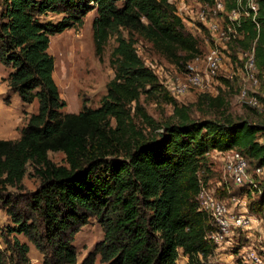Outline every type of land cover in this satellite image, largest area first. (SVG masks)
I'll return each mask as SVG.
<instances>
[{
    "label": "trees",
    "instance_id": "obj_1",
    "mask_svg": "<svg viewBox=\"0 0 264 264\" xmlns=\"http://www.w3.org/2000/svg\"><path fill=\"white\" fill-rule=\"evenodd\" d=\"M225 3L229 11L236 0ZM257 3L256 14L241 16L236 42L244 50L255 46L264 72V0ZM91 10L97 55L116 40L114 77L99 107L63 113L51 38L82 24ZM138 38L179 66L200 53L171 0H3L0 63L11 68L5 101L13 94L27 104L37 99L38 110L18 139L0 138V207L12 222L0 232V264H31L20 235L43 264H96L97 256L102 264H178L181 254L187 264H205L214 251L206 238L211 217L197 199L200 178L207 183L210 177L207 153L235 148L253 166H264V125L230 116L194 119L192 104H179L145 64ZM151 94L173 105L172 118L160 123L147 113L141 97ZM202 97L224 105L222 96ZM50 152H62L66 163L53 162ZM29 166L40 179L32 191L23 183ZM245 193H256L255 203L264 206V191ZM93 217L104 236L78 263L74 236Z\"/></svg>",
    "mask_w": 264,
    "mask_h": 264
},
{
    "label": "rangeland",
    "instance_id": "obj_2",
    "mask_svg": "<svg viewBox=\"0 0 264 264\" xmlns=\"http://www.w3.org/2000/svg\"><path fill=\"white\" fill-rule=\"evenodd\" d=\"M177 8L178 14L182 17L186 30L198 38L200 53L202 56L207 53L210 47L218 46L222 49L221 66L217 74L206 79V85L202 88L189 89L184 94L174 96L167 88L166 81L179 83L185 81L186 65L179 66L154 50L151 43L141 38L137 39L136 48L139 55L158 76L160 83L179 104H192L191 116L194 119H221L222 116H230L234 120L247 119L252 123L264 125V107L252 106L242 97V90H247L249 97L258 96L264 99V72H258L259 82L254 84L248 80L244 68L245 51L236 41L212 35L205 30V25L199 17L203 10L196 0H171ZM257 1V0H255ZM3 8V0H0V12ZM208 17H213L214 11L207 8ZM227 11V10H226ZM95 10L89 11L83 19V23L73 28H68L51 38L50 53L55 58L54 77L58 84L62 99L67 105L63 113H78L84 106L97 108L101 104L102 97L107 93V84L114 77V69L110 63V55L116 45L115 38H111L106 45L102 56H98L95 50L92 22L95 17ZM221 16L225 17V13ZM55 19L61 15H53ZM203 58V57H201ZM204 63L200 62V67ZM5 65H0V74L4 72ZM9 87V85H8ZM1 90V89H0ZM204 94L212 97L222 96L223 106H212L209 100L203 98ZM202 97V98H201ZM141 103L147 113L160 123L173 117L174 107L171 103L161 100L151 94L142 95ZM38 101L24 103L19 95L14 101L1 102L0 120L3 126L17 122L18 129L24 127L31 113L37 112ZM134 112V109L132 110ZM142 125V120H137ZM4 136V135H3ZM2 138V137H0ZM4 139V138H2ZM16 139V138H15ZM49 157L57 164H65V155L62 152H50ZM211 172L207 181L208 185L218 191L222 197L229 200L228 204L235 212H246L252 217L249 227L231 229L230 234L222 244H214V251L204 261L205 264H251L246 262L241 249L243 247H256L264 254V206L255 203L258 200L256 193L252 196L246 194L248 185L236 186L232 180L224 174L223 163L218 159L211 158ZM23 183L28 191L35 190L40 179L34 175L32 167H28ZM229 188L228 191L223 189ZM236 197V201H231ZM237 202V203H235ZM7 224H12L6 211L0 207V232ZM104 231L96 218L83 225L74 236V245L77 249L78 263L93 251L97 242L103 239ZM30 246L29 256L31 264H43L42 254L34 244L24 235L19 236ZM0 244L4 247L2 237ZM188 258L180 255L178 264H187ZM96 264H102L97 256Z\"/></svg>",
    "mask_w": 264,
    "mask_h": 264
},
{
    "label": "built area",
    "instance_id": "obj_3",
    "mask_svg": "<svg viewBox=\"0 0 264 264\" xmlns=\"http://www.w3.org/2000/svg\"><path fill=\"white\" fill-rule=\"evenodd\" d=\"M197 4L203 8L199 13L201 21L205 28L212 35H217V39L224 38L230 42L236 41L242 37V33L237 30L240 26L241 16H248L250 10L254 14L258 11V3L255 0H236V5L231 10L226 11L225 0H213V4L204 3L196 0ZM211 7L214 16L209 18L207 8ZM225 13V17L221 16ZM255 19V18H254ZM259 28V23L256 21ZM222 49L218 46L210 47L205 55L197 54L192 60L186 63L185 81L171 84L167 78L166 85L174 96L184 94L192 88H202L206 85V79L214 76L220 69L222 61ZM244 68L248 80L254 84L259 82L257 73L259 72L255 46L246 49ZM203 57V58H201ZM204 63L200 67V62ZM242 97L247 98L249 104L255 107H262L257 96L249 97L247 90H242ZM209 161L211 158L218 159L223 163L224 174L236 186L248 185V187L258 189L259 193L264 191V166H253L248 157L241 151L233 148L228 150L214 149L207 153ZM228 187L223 189L228 191ZM199 210L208 213L211 217L213 228L208 231L206 238L214 244H222L226 237L229 236L231 229L249 227L252 223V217L246 212H235L229 206V200L222 197L218 190L210 187L202 178H200V189L198 193ZM236 197H232L231 201H236ZM237 203V202H235ZM264 250L263 247H261ZM241 254L244 255L246 262L251 264H264V254L256 249V247H243Z\"/></svg>",
    "mask_w": 264,
    "mask_h": 264
},
{
    "label": "crops",
    "instance_id": "obj_4",
    "mask_svg": "<svg viewBox=\"0 0 264 264\" xmlns=\"http://www.w3.org/2000/svg\"><path fill=\"white\" fill-rule=\"evenodd\" d=\"M0 65H3V64L0 63ZM10 71H11V68L5 66L4 72L0 74V89H1L0 90V106H1V102H4L5 96L7 95L8 90H9L8 81L4 80V78L8 76ZM16 96L17 94H13L10 101H14L16 99ZM0 137L4 139H15V138L18 139L20 137V130L18 129L17 122L15 121L12 124H8L7 127H4L2 120H0Z\"/></svg>",
    "mask_w": 264,
    "mask_h": 264
}]
</instances>
